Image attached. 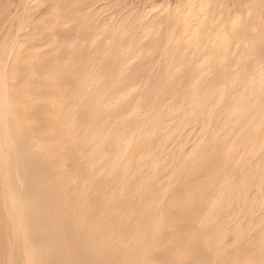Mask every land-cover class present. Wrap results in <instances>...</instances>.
I'll use <instances>...</instances> for the list:
<instances>
[{
  "label": "rangeland",
  "instance_id": "rangeland-1",
  "mask_svg": "<svg viewBox=\"0 0 264 264\" xmlns=\"http://www.w3.org/2000/svg\"><path fill=\"white\" fill-rule=\"evenodd\" d=\"M13 4L17 8L12 5L0 21V71L6 64L2 85H7L0 112V139H5L0 143L7 140L10 146L0 144L6 159L5 165L0 161V174H7L19 192L27 182L20 180L17 159L27 149L38 150L34 165L43 162L48 168L35 182L39 192L33 197L41 198L46 188L50 202L45 215L61 225L49 231L56 244L45 255L28 229L12 232L15 243L10 246L20 253V264H40L52 253L61 257L62 249L69 256L64 264H264V206L255 196L264 163L254 169L248 161L264 151V123H255L264 97V0ZM26 11L37 14L22 23ZM20 23L25 28L14 47ZM257 67L263 69V79L240 100L245 108L225 130L214 131L229 98L245 87ZM195 102V112L186 115ZM204 108L211 110L207 126L198 122ZM161 136L162 149L151 151L150 142L160 143ZM8 152L18 154L11 155L16 161ZM18 194L17 200L25 198ZM15 198L10 205L4 198L0 206V220L8 221L10 229L17 222L13 217L27 214L21 208L18 215ZM253 203L255 216L246 212ZM38 231V238H47ZM82 247L92 257L89 262L77 259L76 249Z\"/></svg>",
  "mask_w": 264,
  "mask_h": 264
},
{
  "label": "bare ground",
  "instance_id": "bare-ground-1",
  "mask_svg": "<svg viewBox=\"0 0 264 264\" xmlns=\"http://www.w3.org/2000/svg\"><path fill=\"white\" fill-rule=\"evenodd\" d=\"M23 1H25V0H23ZM32 1H34V0H32ZM52 1H55V2H58L59 0H52ZM28 2V1H27ZM27 2H25V4L27 3ZM190 2H194V1H190ZM24 2H22V4H23ZM29 3H30V1H29ZM220 3V2H219ZM20 4H21V1H20ZM19 4V5H20ZM21 4V5H22ZM191 4V3H190ZM189 3L188 4H186V5H190ZM198 4H200V3H198ZM12 5L14 6V4H13V0H0V21H1V23H2V19L4 18V17H6L7 15H8V13H9V10H10V8L12 7ZM24 5V4H23ZM22 5V6H23ZM164 5V4H163ZM27 5H25V7H26ZM118 6V5H117ZM194 6H195V4H194ZM15 7V6H14ZM13 7V8H14ZM191 7V6H190ZM15 8H17V7H15ZM20 9H21V7H19ZM185 8V11H186V7H184ZM195 8H197V6H195ZM195 8H192V9H194V12H195ZM19 9V10H20ZM28 9V8H27ZM187 9H188V7H187ZM191 9V10H192ZM18 10V11H19ZM193 11V10H192ZM23 12V11H22ZM21 12V13H22ZM27 12V11H26ZM25 12V14L23 15V20H20V21H22V23H23V21L25 22V21H29V20H31L37 13L36 12H27L26 13ZM184 13V12H183ZM190 13V12H189ZM13 14V13H12ZM11 14V15H12ZM191 14H192V12H191ZM194 14V13H193ZM192 14V15H193ZM17 15V14H16ZM191 15V16H192ZM195 15V14H194ZM19 16V15H18ZM187 16V15H186ZM186 16H184V18L186 17ZM197 16V15H196ZM11 17V16H10ZM13 17V16H12ZM16 17V16H15ZM22 17V16H21ZM195 18V17H194ZM202 18V17H201ZM189 19H191L190 18V15H189ZM7 20H9V19H7ZM11 20V19H10ZM150 20V19H149ZM171 20V19H170ZM185 20V22H187L186 21V19H184ZM200 20V19H199ZM19 21V22H20ZM237 21V20H236ZM4 22V21H3ZM9 22V21H8ZM12 22V21H11ZM5 23H7V22H5ZM10 24V23H9ZM183 24H184V22H183ZM197 24V23H196ZM11 25V24H10ZM25 25H27L28 26V24H25ZM3 26H4V24H3ZM15 26V25H14ZM22 26H24V25H22L21 23L19 24V26L17 25L16 27H20L19 29H18V32L16 33V31H15V34H17L15 37H14V35L15 34H13V37L15 38V42H14V47H16V46H18V41H17V37H18V34L20 33V31L21 30H23V28H25V26L23 27V28H21ZM193 26V25H192ZM200 26V25H199ZM198 26V27H199ZM9 27V26H8ZM231 27V26H230ZM27 29V28H26ZM122 29V28H121ZM2 30V29H1ZM14 30V29H13ZM15 30H17V28H15ZM151 29H149V31H150ZM181 30V29H180ZM191 30V29H190ZM194 30V29H193ZM192 30V31H193ZM25 31V30H24ZM192 31L190 32V33H192ZM196 31V30H195ZM22 32V31H21ZM122 32V31H121ZM189 32V31H188ZM5 33V32H4ZM186 33V32H185ZM189 33V34H190ZM221 33V32H220ZM144 34H148L147 33V31H146V33H144ZM188 35V34H187ZM220 35V34H219ZM176 36V35H175ZM5 37V36H4ZM190 37H191V35H190ZM189 37V38H190ZM226 37V36H225ZM97 38V37H96ZM188 38V39H189ZM220 38H222V37H220ZM227 38V37H226ZM226 38H224L223 40H225ZM219 39V38H218ZM212 40V39H211ZM213 40H214V38H213ZM186 41H187V39H186ZM92 42V41H91ZM218 42V41H217ZM217 42H215V43H217ZM2 43V42H1ZM222 43V42H221ZM209 45V44H208ZM224 51V50H223ZM208 52V51H207ZM211 53V52H210ZM3 53H2V51H1V53H0V55H2ZM221 61V60H220ZM1 66H3V64L1 65ZM0 66V67H1ZM258 67H260V65H258ZM257 67V68H258ZM5 68H6V64H4V68H2L4 71H0V85L1 86H3L2 87V89H4V90H1L0 89V91H2L3 92V94H1V92H0V112H2V110H1V108L3 107L2 105H3V101L5 102V100L6 99H4L6 96H7V92L5 93V88H7V85L6 86H4V85H2L3 84V73H5ZM1 69V68H0ZM263 69H264V67H263ZM263 69H259L258 68V71L256 72V74L252 77V78H250V79H248V82L245 84V87H243V89L242 90H240L237 94H235V95H233V96H231L230 98H229V100H228V102H229V106H228V108H227V110H225L222 114L220 113L219 114V116H218V120H217V122H216V125H215V127H214V131H220L221 132V130H225V128L229 125V123H230V120L234 117V115L236 114V112L238 111V110H243V108H245V104L246 103H242V102H240V100H242V97H244V95L246 96V93H248L251 89H253L258 83H261V81H262V79H263ZM207 70V69H206ZM198 71V70H197ZM206 72V71H205ZM204 72V73H205ZM197 73V72H196ZM195 73V74H196ZM5 75V74H4ZM251 75V74H250ZM149 79V78H148ZM232 81V80H231ZM230 82V81H229ZM6 83V82H5ZM166 84V83H165ZM94 85V84H93ZM148 86H150V85H148ZM164 89V88H163ZM165 90V89H164ZM5 95V96H4ZM252 95H253V93H252ZM120 97L122 96V95H119ZM247 97V96H246ZM115 98H117V97H115ZM255 98V97H254ZM119 99V98H118ZM262 99V98H261ZM112 100H114V99H112ZM79 101V100H78ZM81 101V100H80ZM109 101V100H108ZM165 101H167V100H164V102ZM7 102V101H6ZM113 102H116V101H113ZM228 102H227V104H228ZM78 103V102H77ZM194 103V102H193ZM192 103V104H193ZM197 105H191V106H188V108L187 109H185V114L187 115V114H189V113H193V111L195 112V108L198 106V102H195ZM253 103V102H252ZM6 106V105H5ZM187 106V105H186ZM185 107V106H184ZM6 108V107H5ZM73 108V107H72ZM114 108V107H113ZM158 108V107H157ZM173 108H174V106H173ZM162 109H163V107H162ZM153 110V109H152ZM184 111V110H183ZM3 112H4V110H3ZM143 112V111H142ZM152 112V111H151ZM159 111H157V113H158ZM242 114V113H241ZM259 114V113H258ZM4 115V114H3ZM2 115V116H3ZM5 116V115H4ZM173 117H174V115H173ZM185 117L186 116H184V117H181L182 118V121H184V119H185ZM210 117H211V110H210V108H204L202 111H201V113H200V117L198 118V122L200 123V124H202V125H205V126H207V124H208V121H209V119H210ZM181 118H179V120H181ZM251 118V117H250ZM234 119V118H233ZM4 120H5V117H4ZM249 120V119H248ZM234 121V120H233ZM251 121V120H250ZM1 122V121H0ZM5 122H6V120H5ZM148 122V121H147ZM2 123H3V119H2ZM2 123H0V124H2ZM7 123V122H6ZM6 123H5V125H6ZM149 123V122H148ZM165 123V122H164ZM185 123H186V120H185ZM196 123H197V121H196ZM198 123V124H199ZM205 123H207V124H205ZM255 123H264V97H263V99H262V101H261V103H260V117L258 118V120L255 122ZM4 124V123H3ZM177 124V123H176ZM192 124V123H191ZM190 124V125H191ZM198 124H196V125H198ZM199 124V125H200ZM215 124V123H214ZM182 125H183V123H182ZM195 125V126H196ZM201 125V126H202ZM255 125V124H254ZM174 126V125H173ZM172 126V127H173ZM256 126V125H255ZM2 127V126H1ZM6 127H7V125H6ZM162 127V126H161ZM189 127V126H188ZM198 127V126H197ZM200 127V126H199ZM198 127V129L197 130H199V129H201V128H199ZM254 127V126H253ZM176 128L177 127H175V130H176ZM183 128H184V125H183ZM194 128V127H193ZM1 129V128H0ZM134 128H132V130H133ZM139 129V128H138ZM258 129V128H257ZM7 130H9L8 128H7ZM131 130V129H130ZM135 130H136V128H135ZM134 130V132H137V131H135ZM159 130V129H158ZM182 130V129H181ZM196 130V129H195ZM139 131V130H138ZM160 131V130H159ZM172 131H174V128H172ZM200 131L201 130H199V133H200ZM238 131V130H237ZM1 132H3V131H1ZM9 132H11L12 133V131L10 130ZM9 132H8V134H9ZM126 132V131H125ZM140 132V131H139ZM155 132V131H154ZM181 132V131H180ZM185 132V131H184ZM205 132V131H204ZM216 132H214V133H216ZM224 132V131H223ZM257 132V131H256ZM4 133V132H3ZM6 133V132H5ZM128 133V132H127ZM127 133H125V134H127ZM138 133V132H137ZM136 133V134H137ZM161 133H165V132H161ZM235 133V132H234ZM233 133V134H234ZM248 133V132H247ZM1 134V133H0ZM7 134V133H6ZM5 134V136H7ZM141 134V133H140ZM156 133H154V135H155ZM186 134V133H185ZM220 134V133H219ZM232 134V135H233ZM3 135V134H2ZM1 135V136H2ZM11 136H12V134H10ZM138 135V134H137ZM147 135V134H146ZM153 135V136H154ZM157 135V134H156ZM182 135H183V133H182ZM195 135V134H194ZM204 135V134H203ZM254 135H255V133H254ZM11 136H8V138L10 137L11 138ZM125 136V135H124ZM123 136V137H124ZM148 136H149V134H148ZM152 136V137H153ZM162 136H165V135H162ZM161 136V137H162ZM214 136V135H213ZM3 137V136H2ZM15 137V136H14ZM131 137V136H130ZM134 137V136H133ZM132 137V139H134ZM139 136H137V138H138ZM155 137V136H154ZM158 137V136H157ZM185 137V136H184ZM128 138V137H127ZM163 138V140H161V142L160 143H152L151 144V142H150V146L152 147L151 149H153V150H151V151H154L155 149V151H157L162 145H164V142H165V138L164 137H162ZM5 139V138H4ZM4 139H0L1 141H3ZM12 139V138H11ZM11 139H8V140H10L11 141ZM125 139L126 138H124V141H125ZM129 139V138H128ZM131 139V138H130ZM140 139H141V137H140ZM155 139V138H154ZM13 140H15V138L13 139ZM152 140V139H151ZM156 140V139H155ZM173 140H175V137H174V139ZM187 140V139H186ZM0 141V142H1ZM15 141H17V140H15ZM122 141V140H121ZM138 141V140H137ZM143 141V140H142ZM7 142V145L9 146V144H8V142L9 141H5V143ZM14 142V141H13ZM18 142V141H17ZM16 142V143H17ZM152 142H153V140H152ZM201 142V141H200ZM252 142H254V141H252ZM4 143V142H3ZM3 143L1 144V145H3ZM4 143V144H5ZM21 143V142H20ZM117 143V142H116ZM121 143V142H120ZM229 143V142H228ZM141 144V143H140ZM154 144V145H153ZM167 144V143H166ZM183 144H184V142H183ZM197 144V143H196ZM264 144V143H263ZM16 145V144H15ZM14 145V148L15 147H17V146H15ZM85 145V144H84ZM143 145V144H142ZM188 145V144H187ZM11 146H12V143H11ZM119 146V145H118ZM117 146V147H118ZM121 146H123V144H121ZM147 146V145H146ZM149 146V145H148ZM3 147V146H2ZM7 147V146H6ZM10 147V146H9ZM22 147H23V145H22ZM170 147V146H169ZM20 147H18L17 149H19ZM138 148V147H137ZM148 148V147H147ZM165 148V147H164ZM10 149H12V148H10ZM16 149V150H17ZM22 149V148H21ZM124 149V148H123ZM141 149V148H140ZM149 149V148H148ZM160 149H162V148H160ZM176 149V148H175ZM6 150L8 151V148H6ZM6 150H5V152H6ZM15 150V149H14ZM249 150V149H248ZM263 150V149H262ZM18 151V154H19V151H20V149L19 150H17ZM146 151V150H145ZM171 151V150H170ZM3 152H4V150L2 151V149L0 148V161H3L4 162V165H5V163H6V159H5V155L3 154ZM159 152H160V150H159ZM167 152V151H166ZM8 153H10V157H11V155L13 154V156H17L18 154H16V153H11V152H8ZM39 152H38V150H34V149H27V150H25L21 155H20V157L17 159V162H18V165L17 166H19L20 167V172L21 173H19V171H18V173L20 174V180L23 182V184H24V182H27V184L25 185H23L24 187H22V185L20 186L22 189L21 190H19V192H21L22 193V195H24L25 196V198L24 199H22V200H20V199H16L15 198V196L16 195H19L18 193L19 192H17V191H15V189H13V186L11 185V179L9 178V176L7 175V174H0V175H2L1 176V178H2V182L3 183H1V185H0V195L2 196L3 195V197L5 198V199H7V200H9V199H11V198H15L16 200H17V202H18V205L16 206V209L15 210H17L16 212H18V215L20 214L21 215V213H20V209L21 208H23V209H26V212L25 213H27L26 214V216L24 217V219L22 218H20V216L17 218V220H14V217H13V221H17L16 223H15V225L10 229V226H9V228L8 227H6L7 226V222L5 223L4 221H3V219L2 220H0V264H5V262L7 261V260H11V264H20V259L22 258L21 256H20V253H18L17 251V253L19 254V256L21 257H19L18 255H16L15 254V247L12 249L11 247H13V246H10L11 244H13L12 243V241H14L12 238H13V236H12V232H15L16 230L18 231V232H23L25 229H28L30 232H32V234L34 235L33 237H32V241L36 244V246H37V244H42V249H41V251H42V253H43V255H45V253L47 254V253H50V251L51 250H53V247H54V245L56 244V239L54 238V236H53V238H51V237H49L50 235L49 234H51L49 231L53 228V227H55V226H61V225H59V223L57 222V224H56V222H54L53 221V218L52 217H50V216H48V215H45V208L47 207L46 205L47 204H49V200H48V198H47V195H48V191H47V189L46 188H42L41 189V193H42V197L41 198H35V197H33V195H34V193L37 191V192H39V190H37V189H35L34 188V186H35V182H38V181H41L42 180V175H43V173L46 171V169L48 168L47 167V164H45V163H43V162H41L40 164H41V167H36L35 165H34V157L36 158V156H37V154H38ZM123 153V152H122ZM176 153V152H175ZM119 154V153H118ZM117 154V155H118ZM121 154V153H120ZM164 154V153H163ZM171 154V156H172V158H174V155L172 154V153H170ZM183 154H185V153H183ZM176 155V154H175ZM16 156L14 157V158H16ZM144 157V155H141V157H139L140 159L141 158H143ZM151 156V155H150ZM152 156H154V155H152ZM156 156H157V153H156ZM168 156H170L169 155V153H168ZM180 156V155H179ZM238 156H239V154H238ZM163 157H164V155H163ZM14 158H12L11 157V159H14ZM169 158V157H168ZM171 157L169 158V160L171 161V159H172ZM114 159H116V158H114ZM138 159V158H137ZM15 160V159H14ZM235 160H237V159H235ZM16 161V160H15ZM94 161V160H93ZM137 161V160H136ZM139 161V160H138ZM137 161V162H138ZM246 161H247V159H246ZM248 161H250V162H252V167L254 168V169H256V168H258V167H261V165H263V163H264V151L263 152H261L259 155H258V157H257V160H255V161H251V160H248ZM136 162V163H137ZM150 162H152V161H150ZM173 162V161H172ZM234 162V161H233ZM236 162V161H235ZM234 162V163H235ZM10 163H16V162H12V160H11V162ZM140 163V162H139ZM149 163V162H148ZM147 163V164H148ZM247 163V162H246ZM2 164V163H1ZM0 164V165H1ZM8 164V163H7ZM99 164V163H98ZM152 164V163H151ZM251 164V163H250ZM4 165L2 164V166L4 167ZM14 165V164H13ZM172 165V164H171ZM179 165V164H178ZM246 165V164H245ZM11 166V165H10ZM127 166V165H126ZM174 166V165H173ZM6 167H8V166H6ZM12 167V166H11ZM15 168H16V166H14ZM13 167V168H14ZM103 167H104V165H103ZM146 167V166H145ZM154 167V166H153ZM159 167V166H158ZM251 167V166H250ZM1 168V167H0ZM15 168H14V170H15ZM138 168H139V166H138ZM18 169V168H17ZM128 169H129V167H128ZM178 169V168H177ZM248 169V168H247ZM246 169V170H247ZM262 169V168H261ZM261 169H260V171H261ZM8 170V169H7ZM9 170H10V168H9ZM140 170H142V169H140ZM145 170V169H144ZM163 169H161V171H162ZM240 170V169H239ZM238 170V171H239ZM12 171H13V169H12ZM11 171V172H12ZM151 171H153V169L151 170ZM1 172V171H0ZM6 172H8V171H6ZM15 172H17V170L15 171ZM47 172V171H46ZM257 172V171H256ZM12 173H14V172H12ZM118 173V172H117ZM254 173V172H253ZM252 173V174H253ZM262 173H263V171H262ZM261 173V174H262ZM14 174H16V173H14ZM46 174V173H45ZM168 174V173H167ZM254 174H256V173H254ZM258 174V173H257ZM256 174V175H257ZM73 175H74V173H73ZM105 175V174H104ZM223 175H224V173H223ZM237 175H239V173H237ZM255 175V176H256ZM14 176H16V175H14ZM45 176V175H44ZM164 176V175H163ZM220 176H221V174H220ZM252 176H254V175H252ZM250 177L251 179L252 178H254V177ZM259 175H257L256 176V178L258 177ZM17 178V180L15 179V181L16 182H19V184H21L22 182L19 180V177L18 176H16ZM105 177V176H104ZM114 177V176H113ZM121 177H123V173H122V176ZM120 177V178H121ZM129 177V176H128ZM240 177V176H239ZM46 178V177H45ZM76 178V177H75ZM74 178V179H75ZM106 178V177H105ZM119 178V177H118ZM119 178V179H120ZM238 178V177H237ZM256 178H254V179H256ZM131 179V178H130ZM250 179V180H251ZM261 179H264V176L262 175L260 178H259V181H257V183L255 184V189H256V197H258L260 200H261V203L259 204V205H261V207L263 208V206H264V182H262V181H260ZM13 180V179H12ZM24 180V181H23ZM127 180V179H126ZM134 180H135V178H134ZM137 180V179H136ZM224 180V179H223ZM238 180V179H237ZM0 181H1V179H0ZM14 181V180H13ZM89 181H91V179L89 180ZM131 181V180H130ZM130 181H129V183H130ZM168 181V180H167ZM232 181H234L233 180V178H232ZM239 181H241V180H239ZM116 182V181H115ZM126 182H128V181H126ZM134 182V181H133ZM144 182V181H143ZM223 182V181H222ZM113 183H114V179H113ZM117 183V182H116ZM115 183V184H116ZM234 183V182H233ZM17 184V183H16ZM80 184V183H79ZM83 184V183H82ZM120 184V183H119ZM118 184V185H119ZM140 184V183H139ZM221 184V183H220ZM231 184H232V182H231ZM237 184H240L239 182L237 183ZM72 185V184H71ZM70 185V186H71ZM114 185V184H113ZM121 185V184H120ZM84 186V185H83ZM112 186V185H111ZM147 186V185H146ZM19 187V188H20ZM116 187V186H115ZM141 187H142V185H141ZM242 187H243V185H242ZM251 187H252V185H251ZM15 188V187H14ZM79 188V187H78ZM140 188V187H139ZM52 189V188H51ZM142 188H140L139 190H141ZM155 189V188H154ZM230 189H231V187H230ZM54 190V189H53ZM55 190H56V188H55ZM117 190V189H116ZM115 190V191H116ZM228 190H229V188H228ZM243 190V189H242ZM252 189H249V192L251 191ZM57 191V190H56ZM241 191V190H240ZM64 192H65V190H64ZM79 192H80V189H79ZM108 192H109V190H108ZM111 192L113 193V191L111 190L110 191V195H111ZM117 192V191H116ZM138 192V191H137ZM255 192V191H254ZM225 193V192H224ZM248 193V192H247ZM251 193H253V191L251 192ZM225 195H227V194H225ZM235 195V194H234ZM233 195V197H236V196H234ZM73 196V195H72ZM140 196V195H139ZM221 196V195H220ZM223 196V195H222ZM230 196H231V194H230ZM244 196V193H243V195H242V197ZM250 196V195H249ZM248 195L246 196L247 198L249 197ZM2 197V198H3ZM17 197V196H16ZM245 197V198H246ZM0 199L1 200V202H3V203H1L0 204V206L2 205V207L5 205L4 203L7 201V200H5L4 198V200H5V202L3 201V199ZM14 198L13 199H11V202H12V200H14ZM19 198V197H18ZM74 198V197H73ZM78 198V197H77ZM244 198V197H243ZM242 198V200L244 201V199ZM253 198H255V197H253ZM253 198L251 199V200H253ZM218 199H219V197H218ZM256 199V198H255ZM75 200V199H74ZM137 200V199H136ZM216 200H217V198H216ZM215 200V201H216ZM248 200V199H247ZM259 200V201H260ZM21 201V202H20ZM248 201H250V200H248ZM259 201H258V203H259ZM14 202V201H13ZM70 202V201H69ZM218 202V201H217ZM247 202V201H246ZM251 202V201H250ZM250 202H249V204H250ZM20 203V204H19ZM22 203V204H21ZM212 203V202H211ZM233 203H235L234 201H233ZM243 203V202H242ZM8 204L10 205V200H9V202H8ZM14 204V203H13ZM12 204V205H13ZM135 204V203H134ZM240 204V203H239ZM248 204V203H247ZM23 205V206H22ZM234 205V204H233ZM57 206V205H56ZM229 206V205H228ZM241 206V205H240ZM254 206V203H253V205H249L248 206V209H247V213H249V215H251L252 213H253V215L256 213V211H253V207ZM24 207H26V208H24ZM40 207H43V208H40ZM10 208V207H9ZM228 208V207H227ZM232 208V207H231ZM242 208V207H241ZM6 209H7V207H6ZM234 209V208H233ZM257 209V208H256ZM264 209V208H263ZM262 209V210H263ZM10 210V209H9ZM19 210V211H18ZM226 210V209H225ZM228 210V209H227ZM239 210V212H240V208L238 209ZM260 210V209H259ZM39 211H42V212H44V213H42L41 215H40V212ZM253 211V212H252ZM258 211V210H257ZM6 212H7V210H6ZM5 212V213H6ZM13 212V211H12ZM22 212L24 213V211L22 210ZM255 212V213H254ZM4 213V214H5ZM14 213V212H13ZM24 213V214H25ZM228 213H230V212H228ZM7 214H8V212H7ZM6 214V215H7ZM17 213H14V215H16ZM239 214V213H238ZM241 215H242V213H240ZM246 214V213H245ZM257 214V213H256ZM18 215H16V216H18ZM56 215V214H55ZM228 215V214H227ZM243 215H244V213H243ZM242 215V216H243ZM247 215V214H246ZM245 215V216H246ZM10 216V214H8V216H7V218ZM16 216H15V219H16ZM229 216V215H228ZM242 216H240V218H242ZM244 216V218H246ZM255 216V215H254ZM227 216H225V218H226ZM234 217V216H233ZM238 217V216H237ZM249 217H253V216H249ZM235 218V217H234ZM6 219V218H5ZM243 219V218H242ZM251 218H249V220H250ZM254 219V218H253ZM7 220V219H6ZM23 220H24V222H23ZM230 220H232V219H230ZM229 220V221H230ZM248 220V221H249ZM247 221V223L248 224H250L249 222ZM256 221V220H255ZM236 222V221H235ZM244 223V220H242V224ZM245 223H246V219H245ZM246 223V227H248L247 224ZM73 224V226H74V223H72ZM71 224V225H72ZM252 224V223H251ZM71 225H70V227H71ZM254 225H256L255 223H254ZM227 226V225H226ZM225 226V227H226ZM243 227H244V224L242 225ZM240 227V226H239ZM243 227H241L240 229L243 231ZM253 227V226H252ZM256 227V226H255ZM27 230V231H28ZM41 231V232H43L42 234H45V236H47V238H44V239H42V238H38V235H37V231ZM237 230H239V229H237ZM251 230V229H250ZM17 231H16V234H17ZM38 231V232H39ZM81 231V230H80ZM246 231H247V229H246ZM26 233V232H25ZM24 233V234H25ZM29 233V232H28ZM27 233V234H28ZM237 233H238V231H237ZM15 234V235H16ZM20 234H22V233H20ZM41 234V235H42ZM81 234V233H80ZM234 234H236V233H234ZM233 234V235H234ZM30 235V234H29ZM28 235V236H29ZM49 235V236H48ZM232 235V234H231ZM236 235H238V234H236ZM18 236H19V234H18ZM23 236V235H22ZM27 236V235H26ZM43 236V235H42ZM68 236V235H67ZM16 237V236H15ZM21 238V237H20ZM19 238V239H20ZM23 238H25L24 236H23ZM236 238V237H235ZM18 239V238H17ZM41 239H42V241H41ZM231 239V238H230ZM28 240V239H27ZM26 240V241H27ZM22 241V240H21ZM60 242H61V239L59 240ZM25 241L23 240V243H24ZM83 242V241H82ZM85 242V241H84ZM231 242V241H230ZM14 243H15V241H14ZM17 243H18V240H17ZM19 243H20V241H19ZM22 243V242H21ZM27 243V242H26ZM28 243H29V241H28ZM27 243V244H28ZM26 244V245H27ZM17 245H19L20 246V244H17ZM28 245H30V243L28 244ZM16 246V245H15ZM31 246V245H30ZM64 246V245H63ZM83 246V245H82ZM225 246H226V244H225ZM23 247H24V245H23ZM20 248V247H19ZM27 248H29V247H27ZM36 248V247H35ZM17 249H18V246H17ZM22 249H24V248H22ZM26 249V248H25ZM83 247L82 248H79V249H76V252L77 253H80L78 256H77V259L78 260H87L88 262H89V260H91L92 259V257L91 256H88V255H86V253H83ZM14 250V251H13ZM21 250V249H20ZM32 250V249H31ZM64 249H62L61 250V254L63 255V256H59V254H56V253H52V255L51 256H49V257H46V256H48V255H46L45 257V260L42 262V263H40V264H64L62 261H64V259H67L69 256H68V254H67V252L66 251H63ZM28 251V250H27ZM37 251V250H36ZM20 252H22V250L20 251ZM29 252V251H28ZM41 253V254H42ZM30 254H33V252L31 251V253L29 252V255ZM27 253H25V258H26V260H28L27 259V257L29 256ZM42 255V256H43ZM31 256V255H30ZM32 258H33V255L31 256ZM31 257H30V259H31ZM22 260V259H21ZM25 260V261H26ZM94 260H95V257H94ZM98 260V259H97ZM30 260H28V262H29ZM27 262V263H28ZM34 264H36V263H34ZM39 264V263H38ZM169 264H171V263H169ZM175 264V263H174ZM189 264V263H188Z\"/></svg>",
  "mask_w": 264,
  "mask_h": 264
}]
</instances>
